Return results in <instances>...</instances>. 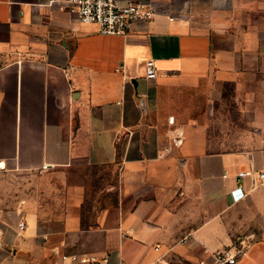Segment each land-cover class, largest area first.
Listing matches in <instances>:
<instances>
[{
  "label": "crops",
  "instance_id": "obj_1",
  "mask_svg": "<svg viewBox=\"0 0 264 264\" xmlns=\"http://www.w3.org/2000/svg\"><path fill=\"white\" fill-rule=\"evenodd\" d=\"M133 1L188 16L109 36L67 0H0V176L86 165L116 171L121 193L92 226L74 192L60 214L28 191L0 196V264H196L241 241L240 264H264V185L238 175L264 172V117L249 111L264 105V0ZM229 93L244 128L222 112ZM213 139L240 145L191 146ZM84 235L96 249L76 247Z\"/></svg>",
  "mask_w": 264,
  "mask_h": 264
},
{
  "label": "rangeland",
  "instance_id": "obj_2",
  "mask_svg": "<svg viewBox=\"0 0 264 264\" xmlns=\"http://www.w3.org/2000/svg\"><path fill=\"white\" fill-rule=\"evenodd\" d=\"M257 91L256 99L264 103V85L253 87ZM248 110H242V116ZM251 114L264 117V105L258 109L249 110ZM228 117L235 121L237 128H244L245 124L239 119V111L234 109L233 95L229 93L224 104V110ZM242 144V142H241ZM240 143L233 140H195L191 146L199 151L219 152L234 150ZM119 174L111 169L94 168L79 165L70 168L66 174H52L49 176L34 173L25 176H0V196L7 198L4 206H9L10 201L16 196L28 191L32 196L40 199L44 210L60 214L63 207L74 192L82 205L85 226H92L97 215L105 209L113 214L121 208V193L119 190L111 191L112 187L119 183ZM66 182V183H65ZM68 185V187L66 186ZM70 187V188H69ZM109 188V191H108ZM126 204L132 206L135 203L133 197H129ZM98 238L82 236L77 239L76 247L81 251L96 249Z\"/></svg>",
  "mask_w": 264,
  "mask_h": 264
},
{
  "label": "built area",
  "instance_id": "obj_3",
  "mask_svg": "<svg viewBox=\"0 0 264 264\" xmlns=\"http://www.w3.org/2000/svg\"><path fill=\"white\" fill-rule=\"evenodd\" d=\"M70 13L83 25L94 26L97 32L109 36H128L139 28H146L158 17H166L170 22L184 20L188 16L186 10L176 11L168 5H160L158 2H135L133 0H67ZM147 78H157V67L154 60L146 62ZM240 178L250 176L254 179V185H264V172H241ZM24 223L20 225L23 230ZM248 246L243 241L232 246L211 253L207 258L198 260L196 264H240L247 253ZM155 250L160 252V247ZM167 254L151 264H162ZM65 261H80L83 264H98V259L93 256L84 258L78 256H63ZM171 264V263H167Z\"/></svg>",
  "mask_w": 264,
  "mask_h": 264
}]
</instances>
